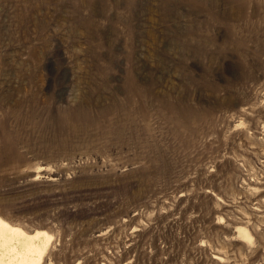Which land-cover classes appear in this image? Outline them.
I'll use <instances>...</instances> for the list:
<instances>
[{
    "label": "rangeland",
    "instance_id": "374dc122",
    "mask_svg": "<svg viewBox=\"0 0 264 264\" xmlns=\"http://www.w3.org/2000/svg\"><path fill=\"white\" fill-rule=\"evenodd\" d=\"M0 219L42 264H264V0H0Z\"/></svg>",
    "mask_w": 264,
    "mask_h": 264
},
{
    "label": "bare ground",
    "instance_id": "6f19581e",
    "mask_svg": "<svg viewBox=\"0 0 264 264\" xmlns=\"http://www.w3.org/2000/svg\"><path fill=\"white\" fill-rule=\"evenodd\" d=\"M243 236L251 238L246 231ZM52 240L47 232L27 234L0 219V264H42Z\"/></svg>",
    "mask_w": 264,
    "mask_h": 264
}]
</instances>
